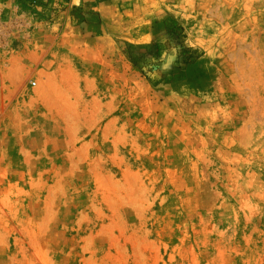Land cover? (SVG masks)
<instances>
[{
  "label": "rangeland",
  "instance_id": "rangeland-1",
  "mask_svg": "<svg viewBox=\"0 0 264 264\" xmlns=\"http://www.w3.org/2000/svg\"><path fill=\"white\" fill-rule=\"evenodd\" d=\"M4 1L0 264H264V0Z\"/></svg>",
  "mask_w": 264,
  "mask_h": 264
},
{
  "label": "crops",
  "instance_id": "crops-1",
  "mask_svg": "<svg viewBox=\"0 0 264 264\" xmlns=\"http://www.w3.org/2000/svg\"><path fill=\"white\" fill-rule=\"evenodd\" d=\"M80 3L86 0H78ZM0 6H6V1L1 2ZM37 47L22 42L18 49H13L15 52L10 54V51L5 53V56L0 60V81H12L14 79H21L23 76L24 65L33 63L34 57L39 54L41 48L39 44ZM1 53V51H0ZM21 58V59H19Z\"/></svg>",
  "mask_w": 264,
  "mask_h": 264
},
{
  "label": "trees",
  "instance_id": "trees-1",
  "mask_svg": "<svg viewBox=\"0 0 264 264\" xmlns=\"http://www.w3.org/2000/svg\"><path fill=\"white\" fill-rule=\"evenodd\" d=\"M164 26L168 34H174L181 31V27L174 20H171L169 22L165 21ZM151 45L155 50V54L159 56L164 46L157 41L152 42ZM187 51L190 55L196 53V49H188ZM122 52L134 67L140 69L141 71L144 69L143 56L133 50V44L125 43L122 48Z\"/></svg>",
  "mask_w": 264,
  "mask_h": 264
}]
</instances>
